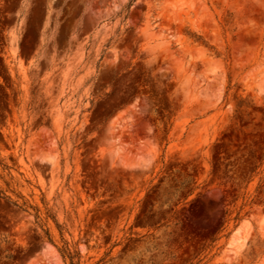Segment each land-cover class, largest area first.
Segmentation results:
<instances>
[{"label":"rangeland","instance_id":"1","mask_svg":"<svg viewBox=\"0 0 264 264\" xmlns=\"http://www.w3.org/2000/svg\"><path fill=\"white\" fill-rule=\"evenodd\" d=\"M0 264H264V0H0Z\"/></svg>","mask_w":264,"mask_h":264},{"label":"trees","instance_id":"2","mask_svg":"<svg viewBox=\"0 0 264 264\" xmlns=\"http://www.w3.org/2000/svg\"><path fill=\"white\" fill-rule=\"evenodd\" d=\"M134 1V0H133ZM108 46V45H107ZM104 52V51H103ZM28 207H31V206H28ZM68 255H69V258L71 259L72 263H73V260L75 258V255H73L71 252L68 251Z\"/></svg>","mask_w":264,"mask_h":264}]
</instances>
